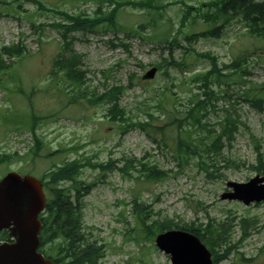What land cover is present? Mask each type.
Segmentation results:
<instances>
[{
	"label": "rangeland",
	"instance_id": "374dc122",
	"mask_svg": "<svg viewBox=\"0 0 264 264\" xmlns=\"http://www.w3.org/2000/svg\"><path fill=\"white\" fill-rule=\"evenodd\" d=\"M38 1L54 11L39 9L33 0H0V53L11 44L25 49L20 58L3 55L9 67L0 71V178L9 171L41 178L56 165L78 160L82 167L76 182L84 231L104 249L98 264H171L169 255L155 246V235L136 232L139 205L146 224L194 226L199 232L213 223L229 225L230 250L218 264H264V202L245 205L221 199L222 193L231 190L228 181L247 182L259 174L253 168L258 165L256 145L264 159V106L260 110L245 96L250 86L256 90L264 85V37L251 33L241 19L223 24L204 19L201 15L207 5L219 0H130L151 3L121 6L116 21L122 29L71 34L72 49L83 55L86 81L82 88L89 93L81 96L67 90L63 94L48 85L55 81L53 59L63 48L53 27L61 21L55 10L91 15L98 0ZM113 6L105 1L102 10ZM213 26L219 27L217 33L201 34ZM127 30L133 33L127 35ZM167 39L177 45L170 49ZM211 57H216L219 67L239 62L237 72L242 77L210 86L219 98L213 101L215 108L212 104L207 109L203 122L218 132V123L226 114L237 121L232 140L223 141L217 154L203 156V167L215 177L207 176L196 157L181 164L173 158L179 129L177 122L167 124L168 119L185 115L189 99L200 91L194 76L210 69ZM156 66L155 77L141 81V75ZM113 86L123 89L117 104L125 112L124 121L113 120L108 114L112 101H88L90 92L102 94ZM72 95H77L78 102L69 101ZM160 97L173 115L158 111ZM30 106L42 117L36 123L43 142L38 153L31 152V132L19 121L26 119ZM147 111L153 114L152 119ZM143 122L151 124L149 132L136 125ZM186 127L193 130V126ZM208 130L210 126L196 135L212 142ZM6 155L8 159L2 157ZM109 162L112 168H97ZM150 168L166 175L156 177ZM243 221H248V235L241 240ZM137 235L138 240L134 239ZM49 246L43 248L50 251ZM225 248H218L219 253Z\"/></svg>",
	"mask_w": 264,
	"mask_h": 264
},
{
	"label": "trees",
	"instance_id": "16d2710c",
	"mask_svg": "<svg viewBox=\"0 0 264 264\" xmlns=\"http://www.w3.org/2000/svg\"><path fill=\"white\" fill-rule=\"evenodd\" d=\"M37 7L41 10H51L49 7L45 6L41 1L33 0ZM107 1L114 6L109 11H103L102 6L104 2ZM140 4V5H150L145 4L141 1L134 2L130 0H98L95 11L93 14H87L86 12L77 13H67L63 10H55L57 14L60 15L61 21L54 22L53 27L60 34L62 39V49L59 51L56 57L53 59L52 74L54 80H51L50 87L57 88L59 92L64 94V91L70 90L71 92H80L79 95L86 96L89 91L82 88L86 81L85 70L83 67V55L77 53L72 49L73 37L71 36L74 32H92L99 28L119 30L122 29L116 21L117 13L119 8L125 4ZM214 10L211 11V8ZM204 19H210L213 22L219 20L222 24L228 23L230 20L237 18L246 22V26L249 28L251 33L258 36H264V1L256 2L255 0H219L212 4L207 5L206 11L201 15ZM218 26H213L210 30H206L201 34L204 36L213 35L217 33ZM130 32H126L127 35H131ZM189 37V36H188ZM167 43L170 49H172L176 44L175 40H168ZM114 46V44H113ZM2 54L0 53V71L3 68H8L9 65L4 63L3 55L9 57L20 58L25 55V49L22 45L11 44L10 46H4L2 49ZM173 61V59H172ZM211 67L208 71L204 73H197L194 76V82H198L197 88L200 91L195 94L191 99H189V105L185 111V115L181 117H174V119H168L167 124L173 125L177 122V129H179L176 139H174L175 144L173 147L174 155L173 158L178 160L181 164L187 161L190 157H196L198 159V164L202 166V170H205L208 177H215V174L211 173L208 168H204L205 161L203 156L209 155V153L217 154L224 142H230L232 140V134L237 131V121L231 119L230 114H226L223 122H219V131L217 132L212 128L211 125H207L203 122V119L207 116V109L213 104V101L219 98V95L214 93L210 86L215 82H227L231 80L232 77L242 79L241 74H238L237 68L240 66L239 62L233 61L229 65L218 66L216 57H211ZM174 64H182L180 62H174ZM161 67V66H160ZM234 68V69H233ZM224 69H233L234 72L227 71L223 72ZM60 82V84H59ZM56 84V85H55ZM58 85V86H57ZM105 87V86H104ZM47 91V89H45ZM123 92V89L118 86H113L109 89L104 90L102 94L95 92H90L88 96V101L90 104L104 103L112 101L113 104L110 105L108 109V114L114 119L120 121L125 120V112L118 106V96ZM77 95H72L69 101H76ZM245 96L247 101L258 107L260 110L264 106V85L260 86L256 90L253 85L245 90ZM74 97V98H73ZM164 97H160L156 104L163 114L173 115L170 111H166L164 104ZM213 107L215 108L214 104ZM149 118H153V114L150 112H145ZM42 117H38L34 112L32 106H30V113L23 117L19 121L30 130L33 136V147L30 149L31 152L38 153L42 146V139L36 132V123L41 120ZM18 121V122H19ZM136 125L143 130L149 132L152 128L150 123H136ZM185 126H193V130L190 128H185ZM210 126L212 142L205 140L204 135L197 136L198 132H202L203 128ZM158 128V127H157ZM156 128V129H157ZM164 139V140H163ZM162 142L167 145L166 139L163 138ZM204 147V149L201 147ZM256 166L255 170L264 175L263 166V153L260 151V145H256ZM7 158L8 156H2ZM228 164H232L231 161L227 160ZM82 165L78 160L68 161L61 166H57L56 169L51 170L43 174L42 179L44 180V186L48 191V199L45 211L40 215L42 222V227L39 232L40 247L49 244V250L56 253L51 254L50 251L44 248L40 250L48 258L55 261L56 264H98L99 260L104 257L103 246L97 247L89 237L86 236L82 220V210L80 202V196L78 194L77 188V175ZM100 171H103L106 166L99 165L97 167ZM120 170H123L121 168ZM151 174H155L156 177H163L166 175L165 171L150 168ZM62 181H71L69 187L63 186ZM73 184V185H72ZM72 189L75 190L76 194L72 193ZM140 210L137 214V223L139 229L136 232L147 233L148 236H154L155 234L162 232L167 229H183L190 231L197 235L202 242H205L207 247L212 253L213 264H218L223 260L230 248L227 247L228 235L231 234L230 226L226 224H209L202 231H198L194 226H171L167 223H156L150 222L146 224L147 219L142 216L141 206H138ZM137 207V208H138ZM248 221H243L241 226L243 240L247 235L246 224ZM214 226H216L214 229ZM134 239H140L139 235L135 236ZM53 243V244H52ZM222 245H225V250L223 253H219V249Z\"/></svg>",
	"mask_w": 264,
	"mask_h": 264
},
{
	"label": "water",
	"instance_id": "95a60500",
	"mask_svg": "<svg viewBox=\"0 0 264 264\" xmlns=\"http://www.w3.org/2000/svg\"><path fill=\"white\" fill-rule=\"evenodd\" d=\"M156 67L147 70L143 80L152 79ZM232 191L221 199H237L245 204L264 200V177L247 182H227ZM45 206L41 183L32 176L9 172L0 180V230H8L13 242L0 244V264H55L37 252L41 222L38 214ZM156 246L170 255L171 264H211L210 253L192 233L168 230L155 237Z\"/></svg>",
	"mask_w": 264,
	"mask_h": 264
}]
</instances>
